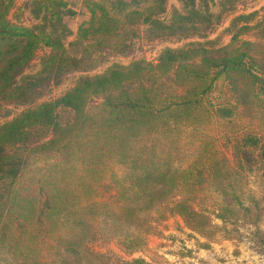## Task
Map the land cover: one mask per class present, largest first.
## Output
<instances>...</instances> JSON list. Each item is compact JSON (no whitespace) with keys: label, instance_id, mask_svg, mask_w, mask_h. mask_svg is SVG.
<instances>
[{"label":"trees","instance_id":"obj_1","mask_svg":"<svg viewBox=\"0 0 264 264\" xmlns=\"http://www.w3.org/2000/svg\"><path fill=\"white\" fill-rule=\"evenodd\" d=\"M15 1L0 0V103L25 99L34 86L79 66L63 44L66 2L31 0L41 20L26 25L9 16ZM182 1L187 12L194 5ZM90 12L79 39L101 43L117 34L120 19L105 6L94 2ZM247 16L234 18L224 45L165 47L153 62L81 76L59 97L0 124V264H120L89 244L141 251L156 222L172 215L207 238L226 232L214 218L257 223L264 204V41L242 34L260 27L264 37V21L234 22ZM41 46L49 52L40 71L23 75ZM223 88L227 97L214 103L211 95ZM61 109L72 112L70 121H60ZM220 123L230 126L231 159L220 148ZM253 238L264 252V232Z\"/></svg>","mask_w":264,"mask_h":264},{"label":"rangeland","instance_id":"obj_2","mask_svg":"<svg viewBox=\"0 0 264 264\" xmlns=\"http://www.w3.org/2000/svg\"><path fill=\"white\" fill-rule=\"evenodd\" d=\"M63 1L66 2L67 9L63 22L68 27L63 44L66 55L77 58L79 66L64 72L58 81L34 86L25 99L2 101L0 124L30 107L59 97L81 76L101 74L112 67H125L136 61L153 62L165 47L180 48L191 43L208 47L224 45L230 40L232 21L239 15L248 14L247 17L235 19L237 26L264 21V0H194V5L188 12L182 0H164L161 3L159 0ZM94 2L102 4L110 15L120 19L117 34L104 38L101 43L92 39H79L77 36L78 28L89 20ZM135 10L139 14L132 12ZM183 15L186 17H182ZM9 16L26 25H33L41 20L34 17L31 0H16ZM259 31L260 27L250 29L242 37L264 41ZM48 52L47 47H39L23 75L37 74L41 69V60ZM169 77L171 78V74L164 77L163 81L167 82ZM227 95L225 88L222 91L216 89L211 99L218 103ZM100 100V97L92 99L86 109H92ZM60 115V121L64 123L73 117L71 111L64 109L60 110ZM224 124L217 125L221 136L219 144L231 159V144L226 140V136L230 135V126ZM44 132L46 137L51 135L49 131ZM239 132L242 134V129ZM26 146L27 144H21L19 148ZM249 180L255 181L253 177ZM250 183L256 189V184ZM214 222L224 226L226 230L219 231L215 238H207L190 229L180 216L172 215L156 222L141 251L126 254L112 241H93L89 246L94 251L119 259L120 264H127L133 258H143L147 264H264V252L253 238L255 230L264 232V204L260 219L255 224L238 221L223 225L216 218Z\"/></svg>","mask_w":264,"mask_h":264}]
</instances>
